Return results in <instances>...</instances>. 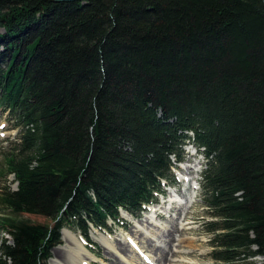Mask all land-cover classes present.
<instances>
[{"label": "trees", "instance_id": "1", "mask_svg": "<svg viewBox=\"0 0 264 264\" xmlns=\"http://www.w3.org/2000/svg\"><path fill=\"white\" fill-rule=\"evenodd\" d=\"M0 264L127 228L205 148L214 264L264 257V0H0ZM193 133V137L189 134ZM24 215L41 216L33 223Z\"/></svg>", "mask_w": 264, "mask_h": 264}, {"label": "rangeland", "instance_id": "2", "mask_svg": "<svg viewBox=\"0 0 264 264\" xmlns=\"http://www.w3.org/2000/svg\"><path fill=\"white\" fill-rule=\"evenodd\" d=\"M2 33L3 30L0 28V35ZM9 119L10 118L8 117V115L0 109V170L3 159V147L5 148L7 146L6 140L8 138L12 139L17 135V131L11 129L12 124L11 122H9ZM184 150L185 157L187 158L185 163H189L192 166V168L188 166L185 167L188 171H190L187 173L191 174V172L194 171L193 168L204 170L206 164L204 155L200 156L197 160L194 159L193 161H190V157L186 153V149ZM176 171L179 172L178 175H180V172H182V170L180 169H176ZM200 175L201 173L198 175L194 174V176L198 179H201ZM190 176L193 177L192 175ZM192 185H195L193 181ZM4 186H11V188L15 190L17 184L14 183V176L9 175L8 177H4V175H0V192L4 188ZM185 186H181L179 185V183L178 185L170 184L166 186V189L168 190V193L166 194L167 198H159L164 203L163 206H159V208L162 207L160 209V211L162 212V216L160 217L161 220H158V218L155 219L153 216H151L154 211H151L150 208L151 212H145L140 218H135L136 220L131 222L128 221L130 219V217L128 218L129 215L125 213L122 214V216L124 215L125 219L122 216L121 218L123 219V222L126 224L127 228H122L121 226L116 227L110 223L112 231L107 232L105 230L102 231L99 229H93L91 232V240L97 244L98 248L91 251L93 252V254L95 253V258H97L95 260L90 259L91 262H93L94 264H123L121 262L120 256L125 257L127 258V260H129L131 254H128V251H130V247L124 241V238L129 236V238H132V240H135L137 243H139L137 244V247H134V249L137 253L140 254L139 255L136 253L141 259V264H148L149 262L147 259L145 260L143 258V256L141 255L143 253L144 255L148 254L149 256H151L155 264H175L174 262H177L176 264H214L212 259L210 258V253L212 250L209 245L210 235L205 231L204 227V219H206V208L204 207L202 202L200 191L201 189L197 191L195 199L192 198L190 202L185 201V203H182L180 205H173V207H171L172 209L169 207V209L166 210V207H168L169 204H165V201L170 198V195L173 194V192H178L179 194H181L185 189H188V192L193 194L192 189L194 191L195 189L192 188L191 185ZM184 199L185 198H180L179 202L184 201ZM22 218L28 219L33 223L49 222L41 216L24 215L22 216ZM156 226L160 227V230H158ZM70 230L73 231L82 240V242L85 241L83 240L79 232L72 229ZM65 231H63L62 233V245L52 253V259H59L61 260L62 264H64L63 262L66 256V250L69 246L68 242L66 243L67 239L64 235ZM73 232L70 233H72L73 236H76ZM142 232H145L146 236L143 237V235H141ZM150 234L152 236H150ZM98 237L104 238L107 242H109L115 248L117 254L106 249V246L102 244L100 239H97ZM138 246L139 248L144 246V248L142 247L139 249ZM84 258L85 259L83 260L86 261L87 259H89L87 257ZM47 264H50V262H48Z\"/></svg>", "mask_w": 264, "mask_h": 264}, {"label": "bare ground", "instance_id": "3", "mask_svg": "<svg viewBox=\"0 0 264 264\" xmlns=\"http://www.w3.org/2000/svg\"><path fill=\"white\" fill-rule=\"evenodd\" d=\"M190 136H192L193 137V133H190L189 134ZM190 147H192V146H190ZM202 150L204 151L205 150V148H202ZM196 156H192L191 158H190V161H193L194 160V158H195ZM172 160L173 161H175V159H174V157H172ZM192 163V162H191ZM201 163V162H200ZM186 166H188V167H191L192 168V166H191V164H189V163H184V165H182L181 166V170H182V172H180V175H179V177H180V180H178V183H179V185H181V186H185V185H191L192 186V188H193V185H192V181L194 180L195 181V179H197V177H195L194 176V174H196V175H198V174H200L201 173V175L203 174V172H204V170H206L207 169V167L206 168H204V170H202V169H195V168H193L194 169V171L193 172H191V174H188L187 172H190V171H188L185 167ZM171 170H172V173H173V175H175V170H174V168L173 167H171ZM190 175H192L193 177H191ZM200 175V176H201ZM192 178V179H191ZM165 180L163 179V180H161V184H163V182H164ZM194 183V182H193ZM199 187H200V189H201V183L199 182ZM188 187V186H187ZM185 188H186V186H185ZM189 188V187H188ZM192 193L193 194H191V193H189L188 192V189H185L184 190V192H182L181 194H179L178 192H173V194H171L170 195V198L167 200V202H165V204H169V206L168 207H166V210H168L169 209V207L171 208V207H173V205H180V204H182V203H185V201H188V202H190L191 201V199L192 198H196V189H195V191L192 189ZM180 198H185L184 199V201H180L179 202V200H180ZM153 205V207L151 208V211H154V213L151 215V216H153L155 219H157L158 218V220H161V218L159 217V213H161V215H162V212L160 211V209L162 208H159V206H163V202H160V201H156V202H154V203H150V204H144L143 205V209H144V211L143 212H146L147 211V208L150 206V205ZM172 209V208H171ZM170 209V210H171ZM151 211H149V212H151ZM124 214V213H123ZM125 214H127V215H129L128 216V218L130 217V219L128 220V221H134V220H136L135 218L136 217H134L133 215H131L130 213H125ZM123 217H124V215H123ZM152 217V218H153ZM153 218V219H154ZM127 220V219H126ZM155 223H156V221H155ZM157 227V226H156ZM158 228V230H160V227H157ZM65 230H67V231H65ZM63 231H65V238L67 239V241H66V243L68 242V244H69V246L67 247V250H66V256H65V259H64V264H94L93 262H91V260L90 259H93V260H95V259H97V258H95V255L87 248L88 247V245H87V242H82V240L73 232V231H71L70 229H63ZM63 231H62V233H63ZM73 232L76 236H73L72 235V233H70V232ZM148 233V232H147ZM141 235H143V237L144 236H146V233L145 232H142V234ZM150 236H152L151 234H150ZM97 239H100V241L102 242V244L103 245H105L106 246V249H108L109 251H113V253H116V250H115V248L109 243V242H107L104 238H101V237H98ZM125 240V242L129 245V247H130V251H128V254H131L130 255V261L129 260H127V258H125V257H121L120 256V259H121V262L123 263V264H141V262H140V257L137 255V254H139V253H137L136 251H135V249H134V247H137V244H139V243H137L135 240H132V238H129V236H127L126 238H124ZM129 241V242H128ZM94 242V241H93ZM95 243V242H94ZM125 244V243H124ZM62 245V244H61ZM60 245V246H61ZM60 246H58V247H60ZM58 247H56L55 249H53L52 250V253H53V251L54 250H56ZM143 248H144V246H142ZM142 247H140V248H142ZM138 248H139V246H138ZM139 248V249H140ZM128 250V249H127ZM90 251V252H89ZM142 252V251H141ZM94 255H92V254ZM137 253V254H136ZM143 253V252H142ZM117 254V253H116ZM140 255V254H139ZM142 256H143V258L146 260H148L149 262H148V264H155L154 263V261H153V259H152V257L151 256H149L148 254H146V255H144V253L143 254H141ZM53 257V256H52ZM64 257V256H63ZM84 257H87V258H89V259H87V261L86 260H83V259H85ZM52 259V258H51ZM123 260V261H122ZM50 262V264H62V262H61V260H59V259H55V258H53L52 260H50L49 261ZM175 264L177 263V262H174ZM146 264V263H145Z\"/></svg>", "mask_w": 264, "mask_h": 264}, {"label": "water", "instance_id": "4", "mask_svg": "<svg viewBox=\"0 0 264 264\" xmlns=\"http://www.w3.org/2000/svg\"><path fill=\"white\" fill-rule=\"evenodd\" d=\"M86 0H53L55 3L84 2Z\"/></svg>", "mask_w": 264, "mask_h": 264}]
</instances>
